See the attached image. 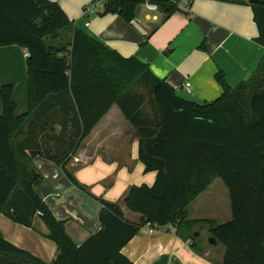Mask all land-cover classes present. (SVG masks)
<instances>
[{
  "label": "trees",
  "instance_id": "1",
  "mask_svg": "<svg viewBox=\"0 0 264 264\" xmlns=\"http://www.w3.org/2000/svg\"><path fill=\"white\" fill-rule=\"evenodd\" d=\"M143 1L109 0L98 14L118 12L130 22ZM151 1L168 15L181 10L179 0ZM249 3L264 46V0ZM8 45L29 52V112L17 115L13 85L0 86V214L32 225L40 211L57 257L47 263L0 233V264H134L121 250L148 223L176 224L189 232L207 226L211 238L225 247L221 264H264V89L253 91L256 76L231 88L218 72L223 93L217 99H188L147 64L75 28L51 0H0V46ZM59 103L61 108L51 107ZM113 104L136 129L138 157L146 172L156 171V179L151 185L131 186L125 197L144 224L127 220L119 204L102 200L101 229L77 245L65 221L36 192L43 176L32 157L42 154L61 164L81 187L65 168L67 156ZM59 112L62 130L55 135ZM25 125L27 136L16 141ZM42 131L54 143L26 152L27 142ZM217 178L229 190L232 219L217 224L210 218H189L188 205Z\"/></svg>",
  "mask_w": 264,
  "mask_h": 264
},
{
  "label": "crops",
  "instance_id": "2",
  "mask_svg": "<svg viewBox=\"0 0 264 264\" xmlns=\"http://www.w3.org/2000/svg\"><path fill=\"white\" fill-rule=\"evenodd\" d=\"M51 1L59 3L75 28L122 56H133L147 64L183 97L201 103L217 99L223 93L216 79L218 72L231 88L256 76L253 91L264 89V46L258 40L260 31L249 0H191L189 9L169 15L140 3L130 22L118 12H86L92 0ZM25 51L18 45L0 46V86L13 85L17 115L29 112ZM186 79L192 83L191 92L184 87ZM50 103L43 107L48 108ZM51 107L55 110L62 105ZM2 108L0 99V113ZM60 116L61 112L54 118L55 135L62 130ZM27 132L25 125L16 141L24 139ZM45 134L42 131L27 142L26 152L52 145L54 140L48 141ZM138 142L136 129L113 104L67 156L65 168L81 187L72 182L61 164L42 154L32 157L33 166L43 176L35 186L36 192L54 216L65 221L66 231L77 245L101 229L102 200L119 204L127 220L144 224L143 215L131 211L125 203L131 186L151 185L157 175L156 171H145L138 157ZM217 179L188 205L189 218H210L217 224L232 219L231 200L229 212L226 197L220 204L216 192L209 191ZM223 187L219 184L215 189L229 196L228 188ZM174 226L149 228L144 224L121 252L134 264L222 263L225 247L211 238L207 226L197 225L192 232ZM0 233L47 263L57 257V245L47 237L48 228L37 214L32 225L0 214Z\"/></svg>",
  "mask_w": 264,
  "mask_h": 264
},
{
  "label": "built area",
  "instance_id": "3",
  "mask_svg": "<svg viewBox=\"0 0 264 264\" xmlns=\"http://www.w3.org/2000/svg\"><path fill=\"white\" fill-rule=\"evenodd\" d=\"M109 0H92V2L90 3V5L86 8L88 13L90 14H97L99 12H102L107 4ZM190 2L191 0H179L178 1V5L181 9H189L190 7ZM143 4H145L148 8L151 9H159V6L152 2L151 0H144L142 2ZM89 23L87 22L86 25H88ZM25 55L28 56L29 52L26 50L25 51ZM184 87L186 88V90L188 92H191L192 90V83L189 79H186V81L184 82ZM37 214H41L40 211L37 212ZM149 228H153L151 224H147ZM173 225V227H175V224H171Z\"/></svg>",
  "mask_w": 264,
  "mask_h": 264
},
{
  "label": "rangeland",
  "instance_id": "4",
  "mask_svg": "<svg viewBox=\"0 0 264 264\" xmlns=\"http://www.w3.org/2000/svg\"><path fill=\"white\" fill-rule=\"evenodd\" d=\"M147 110H149L150 111V109L148 108ZM219 184H221V186H224L223 188H225V190H227V187H226V185L223 183V181L220 179V178H218L216 181H215V183L212 185V187L209 189V191H212V192H216V194H217V197H218V202H220V201H222L223 200V198H225L226 197V199H227V208H228V210H229V212H230V199H229V196L228 195H226L225 196V194L223 195L222 194V192H221V190L218 188L217 190L215 189L216 188V186L217 185H219ZM220 204H222L221 202H220ZM204 226V225H203ZM223 246V245H222Z\"/></svg>",
  "mask_w": 264,
  "mask_h": 264
}]
</instances>
